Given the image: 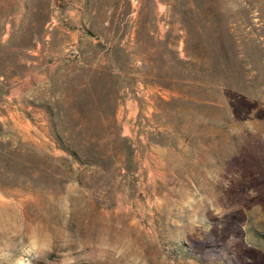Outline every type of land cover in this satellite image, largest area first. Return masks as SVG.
<instances>
[{
    "label": "rangeland",
    "instance_id": "1",
    "mask_svg": "<svg viewBox=\"0 0 264 264\" xmlns=\"http://www.w3.org/2000/svg\"><path fill=\"white\" fill-rule=\"evenodd\" d=\"M31 3L0 18V264H264V0Z\"/></svg>",
    "mask_w": 264,
    "mask_h": 264
},
{
    "label": "crops",
    "instance_id": "2",
    "mask_svg": "<svg viewBox=\"0 0 264 264\" xmlns=\"http://www.w3.org/2000/svg\"><path fill=\"white\" fill-rule=\"evenodd\" d=\"M31 2L32 0H0V18L3 19V21L5 22L7 17H10L8 22L9 24L6 23V25L4 26L5 29L3 42H6V40L10 36L9 33L11 32L12 28L11 25L16 24L18 22V20L16 19L18 13L12 14L11 12H8V10L11 8H18L22 13L24 8L30 7L32 5ZM66 12L69 15H74V12H71L70 10ZM51 37V42H53V46H57L56 42H58V40L62 38L65 42V44L61 46V48L63 49L70 44L74 45L75 47H78L84 40V36L81 35V30L79 28L76 30H71L69 28L59 27L53 30V32L51 33ZM53 63L59 64V62H57V59H55Z\"/></svg>",
    "mask_w": 264,
    "mask_h": 264
}]
</instances>
